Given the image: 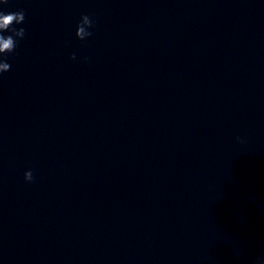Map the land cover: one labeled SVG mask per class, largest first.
I'll list each match as a JSON object with an SVG mask.
<instances>
[{"label": "clouds", "instance_id": "obj_1", "mask_svg": "<svg viewBox=\"0 0 264 264\" xmlns=\"http://www.w3.org/2000/svg\"><path fill=\"white\" fill-rule=\"evenodd\" d=\"M9 0H0V5H6ZM25 12L20 9L15 12L0 11V75L10 71L11 65L7 62V55L15 52L18 42L22 40L26 34V29L23 27L17 28L15 25L23 24L25 21ZM95 27V21L88 15H83L77 24L76 37L81 41H85L92 36L90 29ZM9 35H4V33ZM72 60L76 59L75 53L71 56ZM87 61V57L84 58ZM239 139V138H237ZM25 182L31 183L34 176L31 170L24 174Z\"/></svg>", "mask_w": 264, "mask_h": 264}]
</instances>
